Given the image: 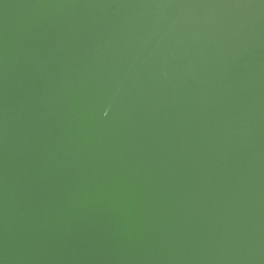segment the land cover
<instances>
[{
    "label": "water",
    "instance_id": "1",
    "mask_svg": "<svg viewBox=\"0 0 264 264\" xmlns=\"http://www.w3.org/2000/svg\"><path fill=\"white\" fill-rule=\"evenodd\" d=\"M0 264H264V0H0Z\"/></svg>",
    "mask_w": 264,
    "mask_h": 264
}]
</instances>
